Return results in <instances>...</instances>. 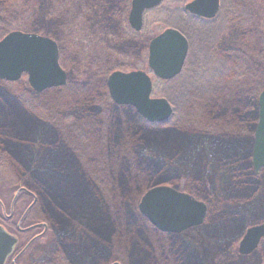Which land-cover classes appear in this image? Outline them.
<instances>
[{
  "label": "rangeland",
  "instance_id": "1",
  "mask_svg": "<svg viewBox=\"0 0 264 264\" xmlns=\"http://www.w3.org/2000/svg\"><path fill=\"white\" fill-rule=\"evenodd\" d=\"M232 1L234 4L237 2L235 0ZM16 2L17 0H2L0 8L7 7L11 10L13 7L16 8V6L9 4ZM124 2L126 0H117L115 6H113L114 0H28V9L33 14L31 20L42 28L43 36L53 39L58 44L60 64L67 71L69 85L74 84V81L80 84L87 81L89 83L90 80L94 81L93 85H99L103 78L98 75L99 71L104 74L117 68H119L117 70L121 71L134 70L135 68L146 70L148 41L166 28H174L182 32L190 42L188 67H185L184 71L177 77L176 84L174 82L164 83L161 81L156 83L151 75L154 81L152 97H163L172 103L176 99L175 96L179 95L181 97L182 95L180 82L190 77V74H195L192 59L207 58L210 51L213 53L212 45L216 41H218L216 46L218 49L221 46H225L226 49L231 47L237 34L235 30L236 23L229 18L224 23L221 22L220 27L216 28L219 30L216 31L211 30L213 27L210 29L208 26H205V28L196 26L192 20L181 18L179 10L183 8L185 3L171 0L166 1L158 8L144 15L142 34L140 33L139 37L133 38L123 33V31L126 32L129 29L127 23L128 13L124 14L126 8H122V12L119 13L120 17L117 15L118 11L117 14H113L112 10L114 7L117 10L119 6L124 5ZM225 2L228 3L227 0ZM241 9V13L246 12L253 20H256L257 16L259 17L260 24L258 27L264 36V0H245ZM12 12L15 13V11L11 10L10 13ZM14 13L10 16V14L0 12L4 17H12L8 19V22L13 25L15 23L22 32L32 33L31 20L29 22L23 18L15 21ZM1 21L0 38L4 33V25ZM208 39H210L209 44L205 46L203 40L206 41ZM142 42H145L144 48L138 50L137 43ZM253 54L255 56L252 59V63L256 64V69L259 70V61H261L262 65V55ZM257 70H251V75L260 79V72H257ZM95 74H97V77L95 76L94 78L93 75ZM262 74L264 79V71ZM26 81V78H24L20 83L28 92H32ZM231 82H234L237 88L242 86L238 89L240 92L239 98H243L242 100L247 108L243 109L242 105L240 106L239 98L234 103L231 94L213 91L211 94H198L197 104L178 105V110H175L173 117L175 116L179 121H185L186 114H192L190 111L191 107V110L194 111L198 109V104L203 105L206 103L210 105L208 103V98L210 97L215 99L221 106L229 107V111L234 109L236 111L247 110L250 113L252 110L251 106H249L251 104L250 98L255 94L254 83L245 87L239 84V81H235V79H231ZM227 87L229 89L230 85L228 84ZM208 88L210 90L213 88L210 83L202 88V92ZM8 91L12 94H17L10 87L0 82V115L4 113V106L1 105L3 102L1 94ZM70 96L72 95L64 93V91H44L37 98L41 111H34L32 104L25 102L22 108L20 107L21 109L18 110L22 121V127L20 128L19 126L18 129H21L24 135L44 139L41 142L42 144L39 145L38 141L37 145H33V147L37 148L35 154L38 156L32 154L30 139L20 140L19 131L17 130L16 135L13 130L15 127L7 124L8 122L5 120L4 115L0 116V134L7 135L5 137L0 135V141L3 139L12 140L11 146L10 144H5L8 146L0 144L1 151L5 149V156L1 159L3 163L0 165V190L10 195V198L20 187L28 188L34 193L38 192V206L40 205V208L43 207L42 214L41 210L38 209L37 214L39 217L30 214L29 218H37L40 222H50L54 230V238L42 239L34 247L33 253H30L32 256H28L29 259L27 257L30 264H46L54 257L56 259L55 264H57L60 261L57 259L60 249L62 251L65 250L64 253H69V256L74 257L76 255L79 262L77 261L75 264H147L154 259L150 250L154 247L158 249L160 246L163 247L162 251L170 248L172 253L170 255H173V257H175V250L179 249L180 251L181 248L187 247L186 254L191 257V262L188 261L190 264H197L196 259L201 264H264V240L258 244V248L249 256L242 257L237 252V245L245 228L264 222V170L255 177L256 179L254 177L253 179L251 178L253 181L246 178L247 183H245V178L240 176L242 173L241 169L248 164V160H243V158L248 154L251 143V138L246 128V126L251 124L250 122L244 124L246 128L244 132H241L238 128L234 129V131L238 130V132L215 135V144L218 146L216 147L217 154L221 153L223 148L226 150L231 148L233 156L230 154V157L232 161L236 160L238 162L235 167L237 171L234 170V173H232V171L229 172L227 166H222L223 157L220 160L218 156L212 158L211 154H216V149L213 148L210 153L207 145H202L196 149L195 145L191 144L187 150L185 149L186 151L182 149V152L177 151V149H180L178 147L168 145H164V148L161 147V143L164 140H167L169 144H176V142L179 143L184 140H177L181 137L190 138L199 134L197 132L194 133L193 129L186 128V125L180 129L175 128L180 136L177 133L176 137H173L171 136L172 131L171 133H166V131L171 129L150 125L139 119L134 123L132 122L131 125L139 129L142 132L141 134L148 139H143L138 134H136L137 136L133 135V139H123L117 131L120 127V121L115 117L114 111L113 115L116 121L114 120L110 124L107 122L105 133H103L104 135L107 134L108 129L114 127L115 134H112L113 146H110V149L115 154L111 155L109 160L114 163L125 161L124 158L120 160L117 155L120 154L121 157H126L122 153L131 152L132 150L138 155L144 153V156H146L137 157L136 161L140 163L137 164L136 168L134 167V162L132 164H129V162L124 163V166L118 165L120 171L119 169L116 170L115 174L120 176V178L116 179L115 183L117 182V184H113L114 188L110 186L101 190L102 194L99 192L98 194H92V189H87L89 182L82 178L83 175L79 169L81 164L80 157L76 150L75 152L78 156L73 157L74 160L67 155H62L63 152L61 150L57 151V155H59L55 156L56 158H54L53 153L48 156L44 151L45 148L54 152L53 146L57 145L56 140L59 137L62 144L70 147L67 144L69 142L67 137L71 135L70 132L75 127H82L80 129L83 130H94L90 126L92 121L89 116H86L82 122L75 118L70 122L60 119L64 121L62 127L55 123L54 117L59 112L57 110H61V106L65 109L68 108V106H64V103L68 100L71 101L72 98L75 100L82 98L85 104L88 102L86 99L91 98L93 102L87 106L89 110L98 108L103 102L99 95L98 99H94L92 94L87 91H77V94L73 95V97ZM29 101L33 102L35 100L29 95ZM174 108L176 109V107ZM125 111L127 113L128 109L125 108ZM125 111L119 109L118 114L125 121L124 124L128 126L130 119L127 118ZM79 112L80 110L74 109V114H79ZM209 126L215 127L214 125H208V128ZM44 127L46 128L45 130ZM56 129L59 130L58 134ZM59 134L60 136H58ZM150 140H156L155 142L159 143L156 146L159 150L151 148V145L148 144ZM88 142L92 143V140L89 139ZM146 144L150 147L144 146ZM8 151L12 152L14 156L11 157ZM170 151L171 153H178L176 156L180 157V159L176 160L178 164L164 165L163 173L165 176H163L160 183L157 184L159 176H150L149 173L145 180L135 179L137 170L140 168L146 169L154 160L158 162L162 158L164 162L168 161V158H170L168 153ZM57 162L61 163V169L55 167ZM39 164L41 167H39ZM30 166H34V168L32 169ZM60 173L66 176H77L78 180L74 184V188L65 189L64 184H58L59 179L57 178H60ZM112 173L114 174V172ZM233 175H236L239 179H235ZM54 177L57 179L56 186L62 190H56V192L50 194L46 190V185H43L42 182L46 179L48 181L54 180ZM133 177L136 181H133ZM248 181L251 182L248 183ZM255 181L258 183V192L252 194L251 189L254 187ZM124 182L126 187H124ZM120 183L121 187L119 186ZM238 183L241 185H238ZM160 186L171 187L178 192H190L192 196L201 202H205L208 207V214L203 226L197 229H190L170 239L156 234L154 229L144 224L142 222L143 219L137 217V215L139 216L137 206L148 190ZM59 194L60 203L56 202V199H58L56 197ZM91 200L93 202L95 200L97 203H91ZM47 205H51L53 208L50 209L52 212L50 220L48 218ZM136 222L142 224L139 230H135L136 228L132 226ZM136 231L139 232L137 233ZM72 243L74 246L71 247ZM140 256L141 259L139 258ZM146 260L148 261L147 263Z\"/></svg>",
  "mask_w": 264,
  "mask_h": 264
},
{
  "label": "trees",
  "instance_id": "2",
  "mask_svg": "<svg viewBox=\"0 0 264 264\" xmlns=\"http://www.w3.org/2000/svg\"><path fill=\"white\" fill-rule=\"evenodd\" d=\"M1 1L2 0H0V2ZM11 4L16 6V8L15 7L11 8V10L15 11V13L12 12L14 13L15 21H18V19L24 18L30 22V20L33 18V14H31V12L28 9V6H29L28 0H23V1L17 0L16 3H10L9 5ZM115 4L116 3L114 1L113 6H115ZM123 9H125V7ZM9 10L10 9L7 7H3V9L0 8L1 13H7V14H10V16H12L13 14L10 13L11 10L10 11ZM112 10H113V14H116L117 12L116 7H114ZM233 10L238 11L236 7H233ZM117 15L120 17L119 14ZM10 16L7 18V16L4 17L3 15L0 14V20H2L1 23L4 25L3 27L4 33L2 34L1 38L11 30L21 31L20 29H18L19 27L15 25V23L13 25L11 22H8V19L12 18ZM246 16H250V15L245 12L243 13L242 16L237 17V20L239 22L237 23L236 28H235L237 34L235 36L234 44H232L231 47L226 49L225 46H221L218 49L216 48L218 43H216L212 45L214 49L213 53L212 51H210L207 58L205 59L193 58L192 59V63L194 64L195 74L193 75L190 74V77H188L183 82H180L182 95L181 97H179V95L175 96L176 99L172 101L171 104L173 107H176V109L174 108V112H175V110L176 111L178 110L177 109L178 105L184 106L185 104L191 105V103L197 104L198 94H208V93L211 94V92L213 91H216L218 93L227 92L228 94H231L233 96L232 101H234L235 103L237 99L239 98L240 92L238 89L242 87L240 86L239 88H237V85L234 84V82H231V79H235V81H239L240 82L239 84L244 85L245 87L254 83L255 94L252 98H250L251 104L249 102L250 104L249 106H251L250 108H252V110L250 111V113H248L247 110L236 111L234 109V110L229 111L228 109L229 107L221 106L217 101H215V99L210 97L208 98L209 102L207 101L208 103H210V105H207L206 103L203 105L198 104L197 106L198 109L194 111L191 110L192 108L191 107L190 111L192 114L187 113L185 121H179L178 118L174 116L168 122L159 124L160 127H166V128L171 129L170 131H166V133H171L172 131L171 136L173 137H176L175 135H177V133L179 135V132L176 131L175 128L180 129L181 127H184L185 125H186V128L190 130L193 129L194 133L197 132L199 134L198 135L192 134L193 136L190 138L181 137L177 140H181V139H184V140H181L179 143L176 142V144H169L167 140H164L161 143V147H163L164 145L178 147L180 149H177V151L182 152V149L187 150L188 146H190L191 144L195 145L194 147H196V149H198L202 145H207L211 153V151H213V148L216 149V147H218L217 144H215V139H214L216 134H222V135L231 134L234 132H238V130L234 131V129H238V128L240 129L241 132H244V130L246 131V128H247V131L249 132L248 130L249 125L247 124L248 126H246V128L244 125L245 123H249V122L251 123L250 126L254 127L256 123V116H257V95L259 93V90L264 88V79H263V74H262V72L264 71V68H263L264 39L262 38V35L259 33V31H257L256 22L252 18L246 17ZM31 22H32L31 30L33 33L44 34L43 30H41L42 28L36 22H33L32 20ZM208 44L209 43L206 40V42H204V45L208 46ZM206 48H209V47H206ZM253 53L262 55V65H261V61H259L260 62L259 70L256 69V64L252 63V59L255 56ZM189 55L190 53L188 54V58H189ZM188 58L186 60V64L184 68L188 67V64H189ZM251 70L253 71L257 70V72H260L259 74L260 79L259 77H255V78L252 77ZM95 76L97 77V74L93 75L94 78ZM176 79L172 81L174 82V84H176ZM93 82H94L93 80H90L89 83L87 81L86 83L77 84L74 81V84H70V85L68 84L65 87V89L64 88L55 89V91H58V92L64 91V93L71 94L72 96L70 97H73V95L77 94V91L78 92L87 91L89 94H92V97L94 99H98L99 98L98 95L100 96L101 101H103L101 102L102 103L101 106H99L96 109L92 108L93 110H89L87 106L90 105L91 102H93L91 101V98L86 99V101H88L86 104H85V101L82 100V98L76 99V100L72 98L71 101L68 100L64 103V106H68V108L65 109L61 106V110H57L59 112L57 113L58 115H55L54 120L56 121L55 123L58 126L62 127V123L64 121L70 122V121H73V119L75 118L76 120L82 122L85 120L86 116H89L92 121V125L90 126H92L94 130L93 131L90 129L83 130V129H80L82 127H77V128L75 127L70 132L71 135L67 137L69 139V142L67 144L70 147H67L65 144H62L60 141L61 139H59L60 138L59 137L56 140L57 145L53 146L54 152L50 150H46L45 148H44V151L47 153L48 156L51 153H53L54 158H56L59 155V154L57 155L58 153L57 151L61 150V152H63L62 155L63 154L67 155L68 157L73 159V157L78 156L76 155V152H75L76 150L80 157L81 164H80L79 169L83 175L82 178L85 181L87 180V182H89L87 189H92L93 191L92 194L93 193L98 194V192L102 194L101 190H104L105 188L107 189L110 186L111 187L113 186L114 188L113 184L115 185L117 184V182L115 183V181L116 179L120 178V176H117L115 173H116V170L118 169L120 171V168H119L120 165L124 166V163L129 162V164H132V162H134L135 163L134 167L136 168L137 164L140 163L139 161H136L137 157L146 156V155L144 156V153L142 152H141L142 154L138 155L132 150L131 152L122 153V155H126V157H121L120 154L117 155L120 160L124 158L125 161L122 160L121 162L119 161L118 163H114L111 160H109L111 158V155L115 154L114 152H111V149H110V146H113L112 145V142H113L112 134L114 135L115 133H114V127H112L108 129L107 134L105 135L103 134L105 133L106 123L108 122L110 124L114 122V120L116 121L115 117H117L120 121V127L119 129H117V131L123 139H129V138L133 139L134 138L133 135L137 136L136 134H138V136L142 137L143 139H148V138H146L145 135L141 134L142 132L139 131V129H136L134 125H131L132 122L134 123L135 121L139 120L132 110L128 109V112L126 113L125 108H118V107L116 108L110 103L108 96H107L106 88H105V82L102 81L101 84L99 85H93L94 84ZM91 83L92 85L90 86ZM208 83H210L213 88H211V90L210 88H208L206 91L202 92V88ZM227 83L230 85L229 89L227 87L228 85ZM3 84L10 87L17 94H14V93L12 94L9 91L1 94V98L3 100L1 105L4 106V110H3L4 113H2L0 116L4 115L5 120L8 122L7 124H10L17 128L20 126L21 128L22 121L19 117L20 113H18V110L22 108L25 102V103L32 104V108L34 109V111H41L40 106L37 102V98H39L41 95H36L30 91L28 92L27 89L20 82L18 83L3 82ZM257 84H260V85H257ZM50 91H54V90H50ZM50 91H47V92H50ZM28 94L35 101L33 102L29 101ZM242 99L243 98L240 99V103H241L240 106L242 105L243 109H245L247 108V106L243 102ZM187 108H188V105H187ZM74 109L80 110L79 114H74ZM119 109L125 111L124 113L126 114L127 118L130 119V124H128V126H126L127 124H124L125 121H123L121 119V116L118 114ZM113 113L115 114V117ZM130 114H132V116H130ZM60 119H64V121H61ZM208 125H214L215 127L212 128L211 126H209L208 128ZM97 126H100V127H97ZM45 129L46 128L44 127V130ZM58 131L59 130L56 129L57 134H58ZM21 132L22 130L19 129L20 140L30 139V147L32 148V154L34 156H38L35 154L36 153L35 151L37 148L33 147V145L34 144L37 145L38 141H39L38 142L39 145L42 144L41 142L44 139L42 140L40 137L24 135L23 132L22 133ZM210 133L214 135L211 136ZM58 136H60V134ZM89 139L92 140V143L88 142ZM168 140L170 141V139ZM155 141L156 140H150L151 143L148 142V144L151 145V148L158 149L156 146L159 143ZM144 146H149V145L146 144ZM232 150L234 149L232 148ZM215 152H216V154H214L216 155L215 158L217 156L219 157V160L222 157L224 158L222 166H227L229 172L232 171V173H234V170L237 171L235 167H236V163L238 162H236V160L232 161V158L230 157V154L233 156L232 154L233 151L230 152L223 148V151L221 153L217 154V149L215 150ZM176 155H178V153L176 152L171 153L170 151L168 153V156L170 157L168 158L169 159L168 161L164 162L162 158H160L158 162H155V160L151 162V164H149V166L146 167V169H141V168L138 169L137 174L139 175L136 174L135 179L145 180L147 179L148 173H149L150 176H156V177L159 176L160 178H159V181H157V184L160 183L163 179V176H165V174L163 173L164 165L169 166L170 164H176L177 163L176 160L180 159V157ZM126 158H129V159H126ZM245 159L248 160V164L244 165V167L241 169L242 173L241 174L239 173V174L240 176L245 178V181H246V178L252 180L254 175H252L251 170H250L248 154L243 158V160ZM31 161L33 160L31 159ZM0 163H3V162L0 161ZM60 164L61 163L57 162L55 164V167L61 169ZM30 167H32V169L34 168V166H30ZM39 167H41L40 164H39ZM112 172H114V174ZM140 173H141V176H140ZM236 175H233L234 178L239 179L238 177H236ZM57 179H59L58 184L59 185L64 184L65 189L74 188V184H76V181L78 180L76 175L66 176V175H62V173H60V178H57ZM57 179L54 177V180L48 181V179H46L42 182L43 185H46V190H48L47 192H49L50 194L56 192V190H61V189H58V187L56 186ZM135 179L133 177V181H136ZM254 179L256 178L254 177ZM250 182L251 181H248V183ZM245 183H247V181ZM123 184H124V187H126V183L124 182ZM254 184H255L254 187L251 189L252 194L258 192V183L255 181ZM238 185H241V184L238 183ZM119 186L121 187V183L119 184ZM52 188L54 189V191ZM188 193L192 194L190 192ZM56 198H58L56 199L57 200L56 202L60 203L61 201L59 199L60 194ZM94 202L97 203V201L95 200ZM94 202L93 200H91V203H94ZM137 217L139 218L140 216L137 215ZM142 222L146 224L147 226H149L144 219L142 220ZM132 226L136 228L135 230H139V227H142V224H139L136 222L132 224ZM94 231L98 232L97 230H94ZM136 232L138 233L139 231H136ZM160 236L164 238H170V239L174 237V236H167V235H160ZM72 246H73V243L71 247ZM159 248L156 249V247H154L152 248V250H150L151 255H153L154 259L151 260L150 263H147L148 261L146 260L147 264H190L189 262H191V257L188 254H186L187 247L181 248L180 251L179 249L175 250L174 252L175 257H173V255H170L172 254L170 252L171 251L170 248L165 249L164 251H162L163 249L162 246H160ZM64 251H62L61 249L59 250L60 254L62 255V258L60 259L57 257V259H60V261L57 262V264H64V260H65ZM139 258L141 259V256ZM196 260H197V264L198 263L201 264L198 259Z\"/></svg>",
  "mask_w": 264,
  "mask_h": 264
},
{
  "label": "water",
  "instance_id": "3",
  "mask_svg": "<svg viewBox=\"0 0 264 264\" xmlns=\"http://www.w3.org/2000/svg\"><path fill=\"white\" fill-rule=\"evenodd\" d=\"M163 0H131L128 24L139 32L143 13L157 7ZM185 10L205 19H212L218 10V0H194ZM188 43L184 36L174 29H167L153 38L148 46V68L161 80L177 76L184 64ZM27 76L28 85L36 92L62 87L66 84V73L59 65V52L52 39L35 34L11 32L0 42V80L18 81ZM110 99L119 106L132 107L137 116L149 123H164L171 113V107L164 99L150 98L151 80L146 73L114 72L107 77ZM257 124L251 147V165L258 174L264 169V90L258 97ZM206 205L187 194L168 187L151 188L138 204V211L157 231L179 235L203 224ZM264 239V222L245 229L238 246L239 256H249ZM15 240L0 229V264L11 251Z\"/></svg>",
  "mask_w": 264,
  "mask_h": 264
},
{
  "label": "flooded vegetation",
  "instance_id": "4",
  "mask_svg": "<svg viewBox=\"0 0 264 264\" xmlns=\"http://www.w3.org/2000/svg\"><path fill=\"white\" fill-rule=\"evenodd\" d=\"M114 1L116 3L117 0H114ZM166 1H171V0H164L163 3H165ZM172 1L178 2V3H183V2L185 3V5L183 4V8L179 10V12H181L180 13L181 18H186V19L192 20L193 24H195L196 26H199L200 28H205V26H208L211 29V27H213V29H211V30H215V31L219 30L216 28H219L221 22L224 23V21L228 18L234 20V22L237 25V23H239L237 20V17H240L243 15V13H241L240 10H242L241 8H243L244 2H245V0H235V1H237L236 2L237 6H236V4H234L232 0H230V1L227 0L228 3L225 2L226 0H224V1L218 0V10H217L216 15L212 19H205L204 20V18L190 14L185 10V6H186L187 1H182V0H177V1L172 0ZM128 3H129V5H128ZM163 3H161L160 6ZM124 5L119 6L117 8L118 14L120 12H122L121 10L124 7L126 8L124 14H127L129 12L130 1L126 0V2H124ZM233 7H236L238 11H234ZM243 11H245V10H243ZM116 14H117V12H116ZM246 17H251V16H246ZM258 18L259 17L257 16L256 20H254V21L256 22L257 31H259V33L262 35V38L264 39L263 33L260 32V30H259L260 28L258 27L260 24V20ZM241 21H242V19H241ZM127 30H129V29H127ZM127 30H126V32L123 31V33L124 34L126 33L127 36H131L133 38H136V37H139L138 35L140 33L142 34L143 26H142L141 31L139 33L133 34L132 31H130V30L127 31ZM180 33H182V32H180ZM151 39L148 41V44H147V56H148V46H149ZM207 41L209 43L210 39H208ZM54 42L56 43V41H54ZM203 42H206V41L203 40ZM144 43L145 42H142L139 44L137 43V45H138L137 49L138 50L141 48L143 49ZM216 43H218V41L214 42V44H216ZM56 45L58 47L57 43H56ZM58 50H59V48H58ZM186 58H187V56H186ZM147 60H148V58H147ZM59 62H60V51H59ZM86 66H87V64H86ZM62 69H63V67H62ZM117 69H119V68H117ZM117 69H114L113 71H110V72L104 73V74H102L99 71L98 75H100V78L103 77L102 81H104L106 84L107 79H108L107 77H109L115 71L122 72V73H128V72H132V71H142L144 73L148 72L147 69H146L147 71L143 70V69H136V68L134 70H129V71H121V70H117ZM63 70L65 71L66 77L68 79L67 71L65 69H63ZM67 84H68V80H67ZM262 89H264V88H262ZM260 92L261 91H259V93ZM259 93H258V95H259ZM258 95H257V97H258ZM256 120H257V116H256ZM255 127H256V123H255L254 127H252L250 125L248 126L249 135H250L251 139L253 138V133H254ZM13 130L15 131V133L17 135V130L19 131V129L17 127H15ZM0 135L3 136L4 134H0ZM5 136H7V135L5 134L4 137ZM0 144H3L4 146H8L10 144V146H11L12 140L3 139L0 141ZM5 144H8V145H5ZM4 152H5V149L2 151L0 149V161H1V158L3 159L5 156ZM8 154L11 157L14 156L12 152L8 151ZM211 155H212V158L215 157L214 154H211ZM47 206H48L47 207L48 218L50 220L52 217V214H51L52 212L50 211V209H53V208L51 207V205H47ZM38 209L41 210V214H42L43 207L40 208V205L38 206L37 193H34L30 189H28V188L25 189V188L20 187L12 194L11 198H10V195H8L6 192H2V190H0V229H2L6 234L10 235L15 240V243L12 246L10 253L6 257L4 264H30L28 262V259H29L28 256H32L30 253H33L34 247L37 246L38 243L42 239L44 240V239L51 238V237L54 238V230H53V227L50 224V222H43V221L40 222L39 219H37V218L36 219H30L29 218L30 214H33V215L39 217V215L37 214ZM54 252L56 254L55 250H54ZM58 253L59 254H57V257L61 259L62 255L60 254V252H58ZM68 254L69 253H65V255H64V259H65L64 264H75L77 261L79 262V260L76 258V255L74 257H72V256H69ZM27 257H28V259H27ZM73 258H74V260H73ZM55 260L56 259L54 257L51 261L47 262L46 264H55Z\"/></svg>",
  "mask_w": 264,
  "mask_h": 264
},
{
  "label": "bare ground",
  "instance_id": "5",
  "mask_svg": "<svg viewBox=\"0 0 264 264\" xmlns=\"http://www.w3.org/2000/svg\"><path fill=\"white\" fill-rule=\"evenodd\" d=\"M228 151H230V152H231V149L229 148V149H228ZM61 190H62V189H61Z\"/></svg>",
  "mask_w": 264,
  "mask_h": 264
}]
</instances>
